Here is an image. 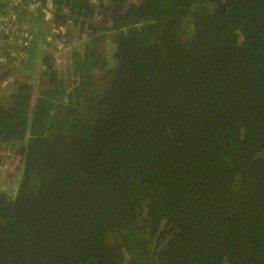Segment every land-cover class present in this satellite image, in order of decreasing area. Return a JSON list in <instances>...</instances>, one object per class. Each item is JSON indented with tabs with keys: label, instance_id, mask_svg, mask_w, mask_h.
I'll use <instances>...</instances> for the list:
<instances>
[{
	"label": "trees",
	"instance_id": "obj_1",
	"mask_svg": "<svg viewBox=\"0 0 264 264\" xmlns=\"http://www.w3.org/2000/svg\"><path fill=\"white\" fill-rule=\"evenodd\" d=\"M3 1L0 264H264V0Z\"/></svg>",
	"mask_w": 264,
	"mask_h": 264
},
{
	"label": "rangeland",
	"instance_id": "obj_2",
	"mask_svg": "<svg viewBox=\"0 0 264 264\" xmlns=\"http://www.w3.org/2000/svg\"><path fill=\"white\" fill-rule=\"evenodd\" d=\"M10 2L13 3L12 0H4L2 2V6L3 5L7 6L10 4ZM18 6L19 7H16L14 14L20 13L22 17L23 13L21 12V9L25 7V2H23L21 5H18ZM9 10H12V9L9 8ZM44 12L46 11L42 9L37 13L38 15H40L41 13L43 14ZM27 13H28L27 15L28 17L31 14L34 15L35 11L29 10L27 11ZM50 16L48 18H50ZM34 18H36V16H34ZM45 18L46 20L41 21V22H43V25H45L47 29H45L44 26H43L44 28H36L34 25H32L33 27L30 29V24H28L27 21H26L27 25L24 23L21 24L22 21L20 19H16V20L20 23L19 25L21 27H16L14 25L15 22H10V25L8 26V28H11L14 33L15 32L19 33L22 31L24 32L25 30H36L37 32H39V34H34L33 32H30L32 34V37L35 39L33 40V43H31V46L33 47H29V49L26 51L25 49H22L21 47H17L16 50L10 51L8 54L1 53L0 51V69H4L5 67L11 68L9 70L7 69V72H5L6 74L4 73L5 75L2 77L10 76V78L16 77L19 79L31 80L32 82L38 81L39 80L38 79L39 78V74H38L39 67L38 66H39V63L41 64V56L47 57L50 62H53L54 58L60 61L65 56V54L70 52V50L73 48V45L78 44V41L75 40L78 35V31H76L77 29L68 28L67 30V28H64V29L62 28V30L57 32L53 24H51V22L47 19V17ZM32 19L33 18L29 16L27 20H32ZM44 29H45V34H43ZM46 37L52 38V40H49L48 38L46 39ZM15 38L19 39L20 36L19 35L14 36V39ZM36 39H38V41H36ZM64 39L67 40V43L65 44H63ZM1 43L3 44V46L5 45L4 42H0V45ZM13 57H17L21 60L14 61L13 63L7 62V59L12 60ZM0 75H2V70H0ZM11 171H12V168H11ZM16 178L18 179L17 176L14 177V179Z\"/></svg>",
	"mask_w": 264,
	"mask_h": 264
},
{
	"label": "built area",
	"instance_id": "obj_3",
	"mask_svg": "<svg viewBox=\"0 0 264 264\" xmlns=\"http://www.w3.org/2000/svg\"><path fill=\"white\" fill-rule=\"evenodd\" d=\"M9 17H11V19L14 18L13 9L8 10L5 13L0 10V42H1V40H3L4 34H7L8 32L12 31L11 28H8V26L10 25V22H13L11 20L8 21ZM25 43H26V41H25Z\"/></svg>",
	"mask_w": 264,
	"mask_h": 264
}]
</instances>
